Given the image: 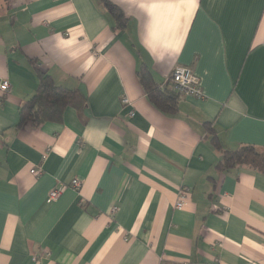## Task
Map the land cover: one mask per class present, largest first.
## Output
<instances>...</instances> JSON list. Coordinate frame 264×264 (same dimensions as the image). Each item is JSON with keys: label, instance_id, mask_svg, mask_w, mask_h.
I'll return each mask as SVG.
<instances>
[{"label": "crops", "instance_id": "obj_1", "mask_svg": "<svg viewBox=\"0 0 264 264\" xmlns=\"http://www.w3.org/2000/svg\"><path fill=\"white\" fill-rule=\"evenodd\" d=\"M107 1L122 30L102 0H0V264H264V176L211 142L264 150V0ZM176 66L203 98L167 115L137 72ZM42 74L78 99L19 126Z\"/></svg>", "mask_w": 264, "mask_h": 264}, {"label": "trees", "instance_id": "obj_2", "mask_svg": "<svg viewBox=\"0 0 264 264\" xmlns=\"http://www.w3.org/2000/svg\"><path fill=\"white\" fill-rule=\"evenodd\" d=\"M102 1L107 5L115 21V28L122 30L127 21L123 13L107 0ZM137 74L152 104L167 115L175 114L180 94L172 87L156 84L145 68H140ZM77 99L78 95L74 90L57 86L48 75L42 74L35 94L20 108L19 126L24 123L38 126L45 122L59 121L63 110L75 104ZM211 142L222 152L216 164L217 170L225 172L237 166H245L264 176V150L250 145L240 146L235 150H222L220 142L213 133Z\"/></svg>", "mask_w": 264, "mask_h": 264}, {"label": "built area", "instance_id": "obj_3", "mask_svg": "<svg viewBox=\"0 0 264 264\" xmlns=\"http://www.w3.org/2000/svg\"><path fill=\"white\" fill-rule=\"evenodd\" d=\"M167 83L170 84V86L178 93L194 98V99H201L203 98V93L199 87V80L198 78L193 74L192 70L188 67L184 66H176L173 71L171 72L170 76L167 79ZM9 82L7 80H4L0 84V92L2 94H6L9 90ZM125 103L128 102L127 99H124ZM30 174L33 177H38L41 174V169L39 167H33L30 170ZM81 183L79 180H72L69 184V187H71L73 190L78 191L80 189ZM63 192V186H58L54 189H52L48 193V198L51 201L57 200L60 195ZM188 198V193L181 190L178 195V200L176 203V209L180 210L182 206L184 205L185 201ZM111 212L114 214L116 212L115 207L111 208ZM211 264H219V260L217 258H214Z\"/></svg>", "mask_w": 264, "mask_h": 264}]
</instances>
